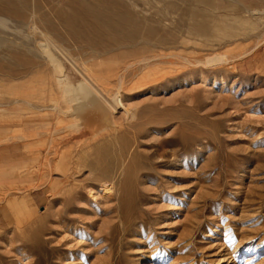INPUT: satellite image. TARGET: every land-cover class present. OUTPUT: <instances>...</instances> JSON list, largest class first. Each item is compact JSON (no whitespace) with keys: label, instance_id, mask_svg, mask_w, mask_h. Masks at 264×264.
Returning a JSON list of instances; mask_svg holds the SVG:
<instances>
[{"label":"rangeland","instance_id":"obj_1","mask_svg":"<svg viewBox=\"0 0 264 264\" xmlns=\"http://www.w3.org/2000/svg\"><path fill=\"white\" fill-rule=\"evenodd\" d=\"M50 1L27 2L56 24L71 15ZM125 1L154 37L185 40L180 79L131 91L138 77L102 78L121 51L83 59L69 38L0 26V67L15 74L0 77V264H264V0ZM222 54L227 66L203 62ZM52 64L87 80L81 122L120 97L101 125L113 132L69 128ZM150 66L139 73L170 68Z\"/></svg>","mask_w":264,"mask_h":264},{"label":"bare ground","instance_id":"obj_2","mask_svg":"<svg viewBox=\"0 0 264 264\" xmlns=\"http://www.w3.org/2000/svg\"><path fill=\"white\" fill-rule=\"evenodd\" d=\"M17 1L18 0H0V26L4 27L5 29H7L8 26H9L8 29H10V26H11V28L13 29L12 30L10 29V31H12L13 34H17L20 36L25 31L24 29H27V28L29 29L31 26L35 30L40 29L43 36L45 34V36L51 35L53 37L55 36L60 39H64V37L69 38L68 44H69V40L71 39L70 41H73L75 43V46H73L74 44L72 43H71L72 44L71 46H73V48L75 49H78V51H80L79 52L80 55H85V56H81L83 57V59H86L88 57L93 58V59H98L101 56L108 55L112 52L121 51V53L119 52L118 53L120 54V57L123 58V64L121 63L122 64L121 66L118 65L117 67H113V68H110L111 67L110 66L108 69L109 71L107 70L108 73L115 72L117 74L115 76H113V74L112 75L110 74V76L108 75L106 77L105 76L102 77L104 80L108 82V84H110L109 79L111 77H115L116 78L115 83L119 82V85H122V86L123 84H125V81L127 78L130 77L131 79H134L135 77L136 78L138 77L137 82L130 89L132 91V90H141L145 87H151V86H154L155 88L162 87L166 84H169L174 79H177L180 77L179 73H181L182 69L180 70L179 68H176V70H173L174 68L172 67H181L182 64L185 63V62L184 63L181 62V60H183V56L179 54L180 52L177 51L179 49L186 50L187 44L185 40L180 36H173V37H166V39L165 37H162L165 39L163 41V40H159L161 39L159 36H158L159 39L156 38L157 33H156V36L154 37L155 31H152V28L150 29V26H149L150 24L152 25V22H153L151 20V17L142 15L143 17H140L141 19L137 21L136 17H139L138 11L133 10L135 9L134 6H133L134 8H132L131 9L132 11H131L128 6L129 3L127 4L125 0H115V1L113 0L112 2L111 0H66V5L70 7V10L72 11V13H70L71 15L67 13V15H70V16L68 18L61 19L59 21V24L54 23L51 20V18L47 16L44 17L45 20L40 18L39 16L40 15V7H39L40 2L38 3L35 2L37 3L36 5L30 6L29 3L27 2L28 0H21L22 2L20 4H17ZM46 1L47 0H45V2ZM52 1L59 2V0H52ZM52 1L49 2L48 4L49 6L52 5L51 4ZM61 2L63 4L64 1L63 0L60 1V4ZM80 3L84 5V8H82L83 6L79 7ZM157 20H161V19H157ZM154 21L156 22V20ZM57 25H59L64 30V32H62L63 30L60 32V29H58L59 27L57 28ZM113 34H118L117 36H119L120 38L113 39L111 36ZM110 36L111 38H108V39L106 38ZM165 36H168V35H165ZM221 40H222V37H220L219 41H216V42L210 41L208 45L211 48H213L216 45L219 46ZM60 42L62 41L60 40ZM56 47H57L56 45L53 46V48H56ZM193 50H195V48H193ZM242 55L240 54L241 59H243V57H245L248 54H245L243 56ZM189 58L187 59L186 63L189 62L190 66L191 64H194V62H197L198 64L200 60V58L196 57V55H194V57H189ZM203 62L207 64V66L208 65L212 66L215 64L216 65L220 64L221 66H224V65L227 66L231 61L228 59L226 55L222 54L220 56L217 55L215 59L213 58L212 63H210L211 62L210 59L206 61L204 60ZM150 65L152 66L168 65V67L170 68L169 69L168 68L167 69H157L151 72H144L143 74L139 73L144 68H147V66L149 67ZM239 68L240 70H242V66ZM219 69L222 71V68H219ZM8 70L12 72V70L10 69ZM5 71L6 70L0 67V77L1 78H4V77L8 78L11 76L13 77L15 76L13 72L10 74H7ZM75 71H77L76 68H75ZM176 71L178 72V74L175 73ZM231 71L233 73L238 72V67L237 66L231 67ZM77 72L79 73V71ZM191 72L194 73L195 69H193ZM199 72L201 75L203 73H206L203 70H199ZM97 73H100V72L98 71ZM173 73H175L176 75H172ZM52 76L54 77L58 85V89H60L62 98L64 99L65 104H66V108L62 112V115L64 117H67L65 119H68L71 121V123H69L70 121H68L69 128L70 127L75 128L76 130L74 131L78 132L79 134L83 133L84 131H90L92 133V138L89 139L90 141H94V140L96 141L98 137H101L104 134L111 133L113 128H107L106 126L105 128H101V125L105 124L110 114L111 115L114 114L117 107H123L122 100L117 94H115V96L112 97V101L111 103H109L107 101L104 102L98 95L99 93L95 92L100 98L99 103H98L99 105L98 111H97L98 113L91 116L89 121L81 122L83 120H80L77 114L79 110L78 101H79V97L81 96V91H83V82L84 81L87 82V80L82 76L81 73L79 74L76 73L73 76H71L69 72L67 71V68L61 64L59 65L52 64ZM13 77H11V79ZM78 77H80V80H78V83L75 84L74 81H76ZM201 78H203V75ZM117 89H119V87ZM81 142H79L76 145V147L79 149H83L84 145L88 144V142L87 143L84 142L83 143L84 145H83ZM82 157L83 155L80 156V158ZM125 168L127 170L128 167H125ZM122 184H124V182H122ZM106 185L107 184L103 185V191L105 193L109 192V189L107 188ZM23 215L25 217L30 216L27 210L23 211Z\"/></svg>","mask_w":264,"mask_h":264}]
</instances>
